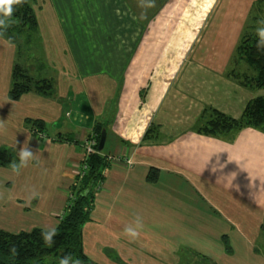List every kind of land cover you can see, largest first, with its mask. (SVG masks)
Listing matches in <instances>:
<instances>
[{
  "label": "crops",
  "instance_id": "obj_1",
  "mask_svg": "<svg viewBox=\"0 0 264 264\" xmlns=\"http://www.w3.org/2000/svg\"><path fill=\"white\" fill-rule=\"evenodd\" d=\"M256 1L161 0L139 34L135 6L124 38L97 39L99 65L80 50L65 53L66 28L52 23L58 13L50 10L56 48L65 55L49 73L42 74L49 65L36 69L53 81V92L18 100L9 97L17 46L0 36V148L15 163L25 143L34 153L19 171L0 167V229L56 228L81 176L83 142L100 129L102 155L113 161L84 226L88 255L108 264H188L180 252L206 255L211 264H264V132L201 131L210 110L238 119L252 99L264 97V87L241 83L254 73L236 53L259 24H250ZM174 31L192 32V41L174 40L175 54L160 63L159 48ZM38 163L56 169L55 178L37 174ZM138 217L142 228L133 239L124 228H137Z\"/></svg>",
  "mask_w": 264,
  "mask_h": 264
},
{
  "label": "trees",
  "instance_id": "obj_2",
  "mask_svg": "<svg viewBox=\"0 0 264 264\" xmlns=\"http://www.w3.org/2000/svg\"><path fill=\"white\" fill-rule=\"evenodd\" d=\"M36 2L37 0L14 2L9 26L0 29V36L17 46L18 61L13 69V82L9 92V97L12 100H18L24 93L30 91L51 95L54 88L51 79L40 78L32 74L28 66L25 65L26 62L23 64L20 62L21 57L26 56L23 47H26L33 34L38 30ZM254 8L251 25L264 21V0H257ZM258 39L256 32L245 35L236 52L254 74H244L243 77H240V74L236 75L242 79V84L262 88L264 87V50L256 47ZM208 113L209 119L201 127V131L206 133L227 134L246 127H253L264 132V97L252 99L238 119L218 110H210ZM35 124L41 126L39 122H35ZM96 131L97 136L93 134L90 136H94L99 145L101 130L97 129ZM98 145L97 152L90 154L85 160L87 169L84 175L78 178L71 189L73 198L69 200L68 206L60 217L59 224L55 228L56 235L53 237V243L50 246L44 243L41 236L42 228L19 233L0 229V264H59L60 257L65 255L79 259L80 264H94L85 252L83 230L91 220L96 188L102 182L104 170L109 165L106 156H103L102 152L98 150ZM15 162L16 158L11 151L0 148V167H7ZM148 179L156 180V170L151 171ZM262 235L264 236V224ZM69 264L72 262L69 261Z\"/></svg>",
  "mask_w": 264,
  "mask_h": 264
},
{
  "label": "rangeland",
  "instance_id": "obj_3",
  "mask_svg": "<svg viewBox=\"0 0 264 264\" xmlns=\"http://www.w3.org/2000/svg\"><path fill=\"white\" fill-rule=\"evenodd\" d=\"M131 2V0H37L35 7L40 18V23L38 21V30L31 37V41L26 45V47H23L25 49L24 51H26V56H22L20 62L22 64L26 62L25 65L28 66L31 73L34 75H37L41 72H38V70L36 69L38 65H43L44 67L46 65H49L48 67L46 66L47 68L45 70H43V75L45 73H49L51 70H54V68L57 69V66L59 65L58 59L63 57L65 54H62L63 46H61L60 48H56L57 46H59L60 41H55L58 38L57 32L54 30L55 27H52L50 25V16L47 15L50 10H55L58 13V15L56 16L58 20L57 22L53 20L52 23H55L56 27L59 29L62 28L61 25L66 28L65 34L68 40L66 43L68 45L65 53L68 55H71V53L78 55V50H80L82 54L91 58L92 60H97L98 58H100V60H97L96 64H102L101 57L103 56L104 51L103 47L98 46L97 39L99 38V43L106 44L108 40H113L114 38L119 39L121 36V39L124 38L123 34L125 32H130V22L133 23L135 21L132 14L135 6L138 9L137 22L140 28L138 31L139 34L141 30V22H144V19H147V17L150 15L149 13L152 10L160 6L161 0H137V3L132 4V6ZM91 23H96L97 26L98 24H100V26L103 27L104 30H93V25ZM258 26L260 25L257 24L256 27ZM123 28H126V30L120 31V29ZM255 31L256 29L254 31L250 30V33H254ZM174 32L176 34L175 37L171 33L169 36H167V38H164V41H169L170 43H165L159 48L160 51L158 53V60L160 63L165 62L168 59L164 57L172 56L175 54L174 50L177 48L175 44H178L179 42L182 43L184 40H186L187 42L192 41V32ZM174 40L178 41L173 46L172 42ZM125 48L128 50V47ZM193 51L189 53L190 56H193ZM52 57L56 60L55 62H53V65H50L51 63L49 62L48 64L47 58H50L52 60ZM106 159L109 164L111 163V161H113L112 158L109 159V157H106ZM36 165L37 166L35 167V172L37 174L39 172L41 176L45 177H49L52 174L53 178H55L56 169H53L51 172L50 168L43 163H38ZM41 193L42 195H44L43 192ZM11 218L13 219L15 217ZM16 224L22 225L18 222H16ZM10 229L12 231H17L19 228ZM261 243L262 244L260 249L264 252V241H261ZM106 250L109 252L110 259L113 260L116 256L115 251L113 252V250L109 248ZM180 255L183 259H185V263L188 264H211V261L206 257V255L201 256L199 254L193 255L189 253L181 254V252ZM89 257L93 260L94 264L102 263L99 262L97 260V257L95 256H90L89 254ZM102 264L108 263L103 262Z\"/></svg>",
  "mask_w": 264,
  "mask_h": 264
},
{
  "label": "clouds",
  "instance_id": "obj_4",
  "mask_svg": "<svg viewBox=\"0 0 264 264\" xmlns=\"http://www.w3.org/2000/svg\"><path fill=\"white\" fill-rule=\"evenodd\" d=\"M18 2V0H0V29H4L9 26L10 17L13 12L12 4ZM259 25H264V21H260ZM256 34L259 37L256 47L260 50H264V26H258L256 28ZM19 162L13 163L12 168L14 171H19L21 168L26 167L30 160L34 158V153L29 149L27 143L18 150ZM142 228V223L138 217L137 228L125 227L124 233L131 237L136 238L139 235L138 229ZM56 235V229H42L41 236L46 245L53 243V237ZM80 264L79 259H73L71 255H65L60 257L59 264Z\"/></svg>",
  "mask_w": 264,
  "mask_h": 264
},
{
  "label": "built area",
  "instance_id": "obj_5",
  "mask_svg": "<svg viewBox=\"0 0 264 264\" xmlns=\"http://www.w3.org/2000/svg\"><path fill=\"white\" fill-rule=\"evenodd\" d=\"M97 145H98V142H97V140L95 139L94 136H90V137H88V138H86V139L84 140V142H83V147H84V159H83V165H82L81 176L84 175V172H85V170L87 169V165H86V163H85L86 158H87L90 154L97 152ZM109 159H110V157H109ZM81 176H80V177H81ZM100 185H101V183H100V184L98 185V187L96 188V192L99 191V189L101 188ZM72 198H73V196H72V194L70 193L69 199H72ZM68 203H69V201H68ZM67 206H68V204H67ZM62 215H63V214H62ZM62 215H61V216H62Z\"/></svg>",
  "mask_w": 264,
  "mask_h": 264
},
{
  "label": "water",
  "instance_id": "obj_6",
  "mask_svg": "<svg viewBox=\"0 0 264 264\" xmlns=\"http://www.w3.org/2000/svg\"><path fill=\"white\" fill-rule=\"evenodd\" d=\"M105 136H106V131L103 130L102 131V135H101V139H100V142H99V145H98V150L101 151L104 147V143H105Z\"/></svg>",
  "mask_w": 264,
  "mask_h": 264
}]
</instances>
